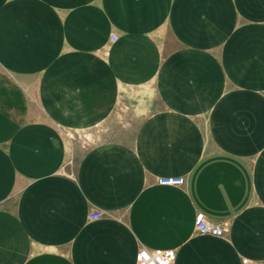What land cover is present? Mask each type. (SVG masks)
I'll return each instance as SVG.
<instances>
[{
    "label": "crops",
    "instance_id": "crops-1",
    "mask_svg": "<svg viewBox=\"0 0 264 264\" xmlns=\"http://www.w3.org/2000/svg\"><path fill=\"white\" fill-rule=\"evenodd\" d=\"M140 247L264 264V0H0V264Z\"/></svg>",
    "mask_w": 264,
    "mask_h": 264
},
{
    "label": "built area",
    "instance_id": "built-area-1",
    "mask_svg": "<svg viewBox=\"0 0 264 264\" xmlns=\"http://www.w3.org/2000/svg\"><path fill=\"white\" fill-rule=\"evenodd\" d=\"M110 40H114L115 36L110 35ZM159 184H182L183 176H161L157 178ZM102 212L100 210H92L88 213V219L100 218ZM194 229L200 233H210L213 235H223L227 232L228 222L214 223L208 221L202 214H196L193 221ZM175 259V250L173 248L160 249L155 248L148 250L140 247L135 256V264H173Z\"/></svg>",
    "mask_w": 264,
    "mask_h": 264
},
{
    "label": "rangeland",
    "instance_id": "rangeland-1",
    "mask_svg": "<svg viewBox=\"0 0 264 264\" xmlns=\"http://www.w3.org/2000/svg\"><path fill=\"white\" fill-rule=\"evenodd\" d=\"M105 124L106 127L104 126ZM131 125L133 128L135 123L133 122ZM119 127L120 123L118 121L111 120L93 128L75 130L69 133L68 136L76 141L79 146L85 147L92 143L108 141L118 137V135H123L124 133H121L123 130L118 129Z\"/></svg>",
    "mask_w": 264,
    "mask_h": 264
}]
</instances>
